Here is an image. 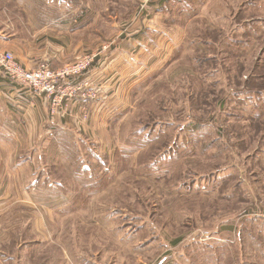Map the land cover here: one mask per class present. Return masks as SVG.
Listing matches in <instances>:
<instances>
[{"label": "rangeland", "instance_id": "obj_1", "mask_svg": "<svg viewBox=\"0 0 264 264\" xmlns=\"http://www.w3.org/2000/svg\"><path fill=\"white\" fill-rule=\"evenodd\" d=\"M249 1L0 0L15 58L24 31H47L116 90L69 105L71 130L39 122L13 153L24 192L0 195L6 264H264V0ZM65 80L46 95L55 121L80 91ZM40 171L45 189L31 186Z\"/></svg>", "mask_w": 264, "mask_h": 264}, {"label": "crops", "instance_id": "obj_2", "mask_svg": "<svg viewBox=\"0 0 264 264\" xmlns=\"http://www.w3.org/2000/svg\"><path fill=\"white\" fill-rule=\"evenodd\" d=\"M55 2H58L59 7H62L63 4L67 7H71V0H51ZM26 5L22 2L21 4ZM58 9V8H57ZM25 12V16L28 18L30 15L28 14V11H26L23 8ZM61 11V9H58ZM63 13V12H62ZM56 14L51 15V17H62L65 15ZM65 14H68L65 12ZM49 16V14L47 15ZM46 16V17H47ZM48 19V18H47ZM51 21V20H50ZM69 23H72V20H68ZM22 23V22H21ZM23 25H25V22H23ZM51 24H47L44 26V28L50 29ZM14 28V27H13ZM76 29V30H75ZM81 29V26L78 27H69L68 30H74V32ZM17 30V31H16ZM15 31L9 32V35H7V31L4 29L0 30V50L1 49H14V43H17V40H9L10 38L16 37L18 34V29ZM42 30L43 29H39ZM38 30V31H39ZM20 31V30H19ZM16 32V33H15ZM46 32H37V29H33V31L30 29L28 30V35H26V32L24 31L22 33V39L28 43V45H25V49L22 50V52H18L15 54L16 59L19 61V63L26 67L27 69H34L38 67L42 63H47L50 66L54 67H61L62 65H68L69 56L66 54L65 46L61 44H57L55 41L49 42L48 38L46 40L44 39V34ZM35 34H41L38 38L35 37ZM43 35V36H42ZM36 41H42L41 46L38 45L39 49L33 50V46L30 45L31 43H36ZM135 44V43H134ZM145 44V43H143ZM138 45L137 43L135 44ZM145 47V46H144ZM12 49V50H13ZM134 51H128L127 53L135 52L136 50H140L139 55L142 54V47L140 48H132ZM5 50V51H7ZM3 51V50H1ZM82 56V55H80ZM79 56V57H80ZM78 58V57H77ZM102 59H99V62H101ZM98 64L93 65L85 71L84 73L70 77L68 80L64 81L63 85L70 87L77 88L78 92L74 94V96L67 97L63 103H69L67 106V110H62L61 116L58 117V119L55 121L53 119H50L48 116L47 108H48V101L50 98L46 96V94H38L35 91H33L31 88L23 86L18 81L11 78L1 67H0V154H4L5 158V165H0V177H3V179H0V195H7V193L11 191H15L18 193L24 192V183H23V162L24 160L18 159L17 155L14 154V160L15 162L13 165L9 166L8 163L13 158V153L17 150H21L22 147L25 145H32V138L34 131L37 133V129H39V122L49 124L51 128L55 130H71L67 116L69 114L68 109L69 105L70 107L72 105H76L77 107H82L83 110H86L87 108L95 107L96 104H93L92 106H83L87 102V100H91L86 96V92L93 90L97 91L99 95V91L102 92L104 95H108L109 97H113L115 90V87L113 84H105L103 85L104 77L105 80L107 78V74H104V69H99V71H94L93 67L97 66ZM56 69V68H55ZM111 82L113 81L111 76ZM101 83V84H100ZM91 84V86H89ZM112 87V89L110 88ZM90 88V89H89ZM76 91V90H75ZM73 103V104H71ZM81 109V111H82ZM83 113V112H82ZM96 113H100L99 110H96ZM68 124V126H66ZM35 134V133H34ZM55 132L51 131L50 136L54 135ZM57 135V133H56ZM55 136V135H54ZM26 139V141H25ZM48 140V139H47ZM53 140V136H52ZM2 149V150H1ZM9 150V152H7ZM44 172V171H43ZM43 172L40 171L38 177L34 181L32 187L36 188H44L45 184L41 181ZM45 178H47V175H44ZM50 178L48 177L47 181V190L50 192L49 188H52L53 191L56 190L57 184L55 181L50 182ZM43 184V185H42ZM59 187V186H58ZM28 188V187H27ZM2 196H0V199ZM1 202V201H0ZM2 204L0 203V216L2 215ZM5 207V206H4ZM8 207H5L6 210ZM0 232H3V244L7 243V229L2 231L0 228ZM1 236V235H0ZM2 239L0 238V242ZM8 261H13V257L10 256L5 248H0V264H6Z\"/></svg>", "mask_w": 264, "mask_h": 264}, {"label": "built area", "instance_id": "obj_3", "mask_svg": "<svg viewBox=\"0 0 264 264\" xmlns=\"http://www.w3.org/2000/svg\"><path fill=\"white\" fill-rule=\"evenodd\" d=\"M94 62V57L86 54V57L79 59L71 65H66L64 69L59 71H55L47 63H42L38 67L29 70L22 66L11 52H0V66L11 78L38 93L46 94L49 97L55 96L54 102L58 101V94L61 92L58 90L57 82L65 79L68 80L70 77L84 73ZM86 93L88 98H96L97 96V91L90 90Z\"/></svg>", "mask_w": 264, "mask_h": 264}, {"label": "trees", "instance_id": "obj_4", "mask_svg": "<svg viewBox=\"0 0 264 264\" xmlns=\"http://www.w3.org/2000/svg\"><path fill=\"white\" fill-rule=\"evenodd\" d=\"M253 1V2H252ZM255 1L256 0H251V1H249L248 3H246L247 4V6L248 5H250V8H251V10L253 11V8H255L256 7V4L254 5V3H255ZM176 2H178L179 3V0H172V2H170V4L172 5V7L174 6V4L176 3ZM181 3V2H180ZM255 6V7H254ZM166 9H168V8H166ZM254 12V11H253ZM247 14H252V13H247ZM254 15V14H253ZM251 17H252V15H250ZM257 19H258V16L256 17ZM252 19H253V17H252ZM252 21V20H251ZM186 42H188V41H182V44H181V46H180V48L178 49V52H181V50H183L184 48H185V43ZM241 52H245V50H241ZM178 54H180V53H178ZM260 66L257 64L256 65V68L255 69H264V65L263 66H261L260 68H259ZM90 69V68H89ZM262 74H264V73H262ZM264 76V75H263ZM264 78V77H263ZM247 82H250V78L248 79V81ZM264 107V106H263ZM262 116H264V115H262V112H261V115H260V118L262 117ZM99 159H101V160H103V164L105 163L104 162V159H102L101 157H98ZM60 186V185H59ZM92 188H94V187H98V185H93V186H91ZM28 245H30L31 243H27ZM61 259H64L63 258V256H61ZM52 261H53V256L51 257V259L49 260V262L47 263V264H52Z\"/></svg>", "mask_w": 264, "mask_h": 264}]
</instances>
